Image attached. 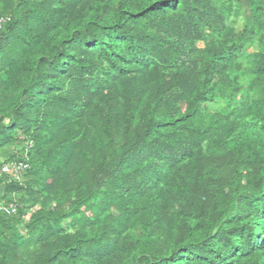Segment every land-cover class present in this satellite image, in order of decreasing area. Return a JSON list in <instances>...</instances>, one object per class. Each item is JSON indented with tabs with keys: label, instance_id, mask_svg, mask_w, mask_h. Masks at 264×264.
<instances>
[{
	"label": "trees",
	"instance_id": "1",
	"mask_svg": "<svg viewBox=\"0 0 264 264\" xmlns=\"http://www.w3.org/2000/svg\"><path fill=\"white\" fill-rule=\"evenodd\" d=\"M1 17L0 264H264V0Z\"/></svg>",
	"mask_w": 264,
	"mask_h": 264
},
{
	"label": "built area",
	"instance_id": "2",
	"mask_svg": "<svg viewBox=\"0 0 264 264\" xmlns=\"http://www.w3.org/2000/svg\"><path fill=\"white\" fill-rule=\"evenodd\" d=\"M7 21V18H0V30ZM26 161H11L8 163L0 162V175L8 176V182L14 181L17 183H21L23 180L24 175L26 174L27 170L29 169V164L27 162L28 157L25 158ZM17 205L10 204L9 206H5L0 204V211L7 213V214H14L16 212Z\"/></svg>",
	"mask_w": 264,
	"mask_h": 264
},
{
	"label": "rangeland",
	"instance_id": "3",
	"mask_svg": "<svg viewBox=\"0 0 264 264\" xmlns=\"http://www.w3.org/2000/svg\"><path fill=\"white\" fill-rule=\"evenodd\" d=\"M236 24L237 25H239V26H241V20H238L237 22H236ZM6 150V149H5ZM4 148H2V149H0V161H2V160H4V158H5V154H4ZM3 194V192L2 191H0V195H2ZM51 205H54V203H52L51 202ZM38 206H32V207H23V211H24V217H23V225H20L19 227H20V231L21 232H24V228H23V226L26 224V223H28V219H29V216L31 215V213L37 208Z\"/></svg>",
	"mask_w": 264,
	"mask_h": 264
}]
</instances>
